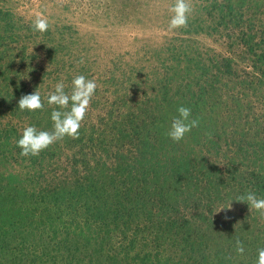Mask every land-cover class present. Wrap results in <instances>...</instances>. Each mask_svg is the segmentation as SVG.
<instances>
[{
	"label": "rangeland",
	"instance_id": "rangeland-1",
	"mask_svg": "<svg viewBox=\"0 0 264 264\" xmlns=\"http://www.w3.org/2000/svg\"><path fill=\"white\" fill-rule=\"evenodd\" d=\"M176 2L0 0V129L15 127L20 135L35 124L51 130L47 102L43 110L22 113L21 97L36 89L45 97L62 78L69 88L76 75L95 79L97 89L79 136H66L45 149L55 151L54 169L61 172L66 166L69 171L73 160L104 155L100 140L109 155L130 149L123 154L132 160L140 149L137 137L115 134L130 107L159 114L176 112L190 101L192 118L200 113L205 127L192 129L172 151L188 160L189 168L181 174L190 178L185 179L188 199L179 203V198L175 212L192 225L204 218L198 230L206 228L211 253L216 244L236 245L240 239L245 251L235 249V255H247L256 264L257 250L264 247V210L234 199L249 190L264 198V0H186L191 6L188 23L172 28ZM38 14L49 21L45 32L32 28ZM165 84L168 97L163 101ZM163 125L170 128L171 119ZM193 136L201 138L200 145L191 146ZM15 141L1 146L0 157L7 155V163L2 165L0 158V171L12 172L14 184L37 190V175L47 170L48 159L37 165L15 161ZM106 156L111 165L114 158ZM230 200L231 209L219 211Z\"/></svg>",
	"mask_w": 264,
	"mask_h": 264
},
{
	"label": "trees",
	"instance_id": "trees-1",
	"mask_svg": "<svg viewBox=\"0 0 264 264\" xmlns=\"http://www.w3.org/2000/svg\"><path fill=\"white\" fill-rule=\"evenodd\" d=\"M167 86L160 90L163 101ZM190 105V101L185 104ZM52 107L46 108L49 120ZM176 115L177 111L145 113L139 106L130 107L122 123L116 124L115 134L137 137L140 149L132 160L123 154L130 149L118 148L109 155L100 140L105 153L92 154V165L84 158L71 164L66 159L70 170L65 166L61 172L52 165L55 151L21 156L16 145L21 134L15 127H2L0 149L14 138L15 161L37 165L46 157L49 167L39 172V188L33 191L14 184L12 172L0 171V264H252L247 255H235V243L216 244V253H211L206 228L198 230L204 218L192 225L188 218L177 216L174 205L179 198V203L188 199L185 192L190 183L185 179L190 178L181 174L189 168L188 160L173 155L178 142L170 144L169 127L163 125ZM193 118L199 120L193 130L205 127L200 113ZM192 139L191 146L200 145L201 138ZM168 151L169 158H163ZM105 154L114 158L111 165L107 166ZM6 158L1 159L2 165ZM162 160L167 167L174 165V171L166 172ZM172 197L170 204L167 200Z\"/></svg>",
	"mask_w": 264,
	"mask_h": 264
},
{
	"label": "clouds",
	"instance_id": "clouds-1",
	"mask_svg": "<svg viewBox=\"0 0 264 264\" xmlns=\"http://www.w3.org/2000/svg\"><path fill=\"white\" fill-rule=\"evenodd\" d=\"M174 15L170 21V27L178 28L188 23L191 6L186 0H177L173 6ZM50 24L46 17L38 14L32 23V28L37 32H45ZM67 89V90H66ZM97 83L95 79H89L84 74L76 75L71 80L70 88L64 79L57 81L54 91H50L45 97L36 89L34 92L24 95L18 102L21 111H36L45 108V101L52 108L50 119L52 121L51 130L41 129L35 124H29L22 130V134L16 141L20 149L21 156H38L42 151L49 148L57 141L63 140L66 136L76 138L79 136L81 123L85 118L91 100L96 92ZM178 115L171 121L167 136L175 142H179L199 126V120L192 118V109L180 105L177 107ZM235 201L246 202L249 207L257 211L264 210V198L259 197L254 191H247L234 199ZM233 200L229 201L228 206L221 207V210H228L232 207ZM218 211V212H219ZM236 250L243 254L245 248L243 241L236 240ZM256 264H264V247L257 250Z\"/></svg>",
	"mask_w": 264,
	"mask_h": 264
}]
</instances>
